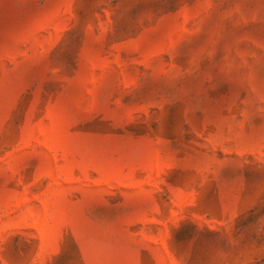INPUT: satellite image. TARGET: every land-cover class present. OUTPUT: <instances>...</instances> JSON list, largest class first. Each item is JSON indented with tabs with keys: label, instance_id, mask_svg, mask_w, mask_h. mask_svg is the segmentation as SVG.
<instances>
[{
	"label": "rangeland",
	"instance_id": "obj_1",
	"mask_svg": "<svg viewBox=\"0 0 264 264\" xmlns=\"http://www.w3.org/2000/svg\"><path fill=\"white\" fill-rule=\"evenodd\" d=\"M0 264H264V0H0Z\"/></svg>",
	"mask_w": 264,
	"mask_h": 264
}]
</instances>
